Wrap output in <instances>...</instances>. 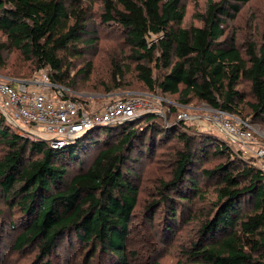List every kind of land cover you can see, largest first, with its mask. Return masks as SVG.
Wrapping results in <instances>:
<instances>
[{
  "label": "trees",
  "instance_id": "16d2710c",
  "mask_svg": "<svg viewBox=\"0 0 264 264\" xmlns=\"http://www.w3.org/2000/svg\"><path fill=\"white\" fill-rule=\"evenodd\" d=\"M250 1L207 0L198 17L201 26L190 28L183 27L182 0H101L100 18L121 31L148 91L175 95L182 103L194 98L235 115L244 103L237 89L243 80L252 97L247 106L253 121L264 122V43L240 47L234 35L222 39L230 10L238 13ZM89 19L83 0H0L5 39L0 52L14 49L35 71L46 69L52 83L71 87L65 60L94 45ZM4 124L0 112V138L7 147L0 158V194L23 221L15 249L36 244L48 257L64 240L76 239L92 248L90 257L98 250L108 264H131L126 241L139 194L133 155L150 158L153 149L170 146V178L160 181L161 199L145 212L152 220L160 209L172 223L177 211L185 218L183 208L188 209L196 229L174 264H264V175L212 137L198 139L183 123L166 125L148 113L88 130L54 149L48 141L10 135ZM29 153L35 157L28 158ZM210 155H222L224 161L202 168ZM69 168L77 171L68 176Z\"/></svg>",
  "mask_w": 264,
  "mask_h": 264
},
{
  "label": "rangeland",
  "instance_id": "374dc122",
  "mask_svg": "<svg viewBox=\"0 0 264 264\" xmlns=\"http://www.w3.org/2000/svg\"><path fill=\"white\" fill-rule=\"evenodd\" d=\"M206 3L207 0H182L185 10L184 28L201 26L198 17L204 13ZM83 4L89 9V33L92 34L89 38L94 41V45L81 57H69L65 60L70 65L68 77L74 81L71 87L65 86L69 97L76 98L86 111L92 112L121 97L133 94L145 96L157 111L152 114L158 117L160 122L166 125L183 123L187 134H193L198 139L212 137L215 142L228 147L233 156L245 163L252 162V158L242 151L237 142L228 140L216 130L214 119L218 116V111L194 98L182 103L175 95L164 94L158 90L148 91L137 77L135 63L130 58L129 49L123 43L121 31L112 23L102 22L101 0H83ZM230 15L232 19H227L223 24L222 39L234 35L238 46L252 43L260 48L264 43V0H251L241 5L238 13L230 10ZM4 41L0 33V43ZM154 42L155 37L151 36L149 43ZM243 50L245 49L243 48L242 52ZM0 58V82L10 83L14 88L18 81L33 82L40 79L43 73L48 74L46 69L35 71L33 64L14 49L3 50L0 52ZM150 67L154 77H157L154 64ZM80 69H89V75L86 77L77 74ZM237 89L244 94V103L239 108L240 113L229 115V118L242 126L247 124L253 131L254 140L264 145V122H254L247 106L248 102H252L248 83L242 80ZM140 125L139 130L143 127ZM3 128L7 129L8 134H16L29 142L49 140L33 125L6 122ZM172 143L174 140L167 145ZM169 147L153 149L150 158L133 155V158L138 159L133 172L137 177L139 194L126 241V250L131 254L129 257L131 264H149L152 261L174 264L180 259L182 248L193 237L196 229V224L187 218L188 209L183 208L182 215L185 218L177 211V219L172 223L167 221L160 209L153 212L152 220H148L145 212L150 203L161 199L160 181L170 178L172 164L168 162V155L171 153ZM6 152L7 147L0 138V158ZM34 157L32 153L28 154V158ZM223 161L222 155H210L201 167L211 168ZM76 171L77 168L67 169L68 176ZM18 217L15 208H10L0 194V264H108L105 254L96 250L94 256L90 257L92 248L80 244L76 239L71 242L64 240L48 257L40 255L36 244L21 250L15 249L14 243L21 233L23 224ZM168 227L170 228L167 229Z\"/></svg>",
  "mask_w": 264,
  "mask_h": 264
},
{
  "label": "built area",
  "instance_id": "2783aa9c",
  "mask_svg": "<svg viewBox=\"0 0 264 264\" xmlns=\"http://www.w3.org/2000/svg\"><path fill=\"white\" fill-rule=\"evenodd\" d=\"M66 94L65 87L52 83L46 73L33 82L18 81L16 88L0 82V112L9 124L38 127L54 149L68 145V140L97 125L102 127L157 112L149 100L139 94L118 98L92 112ZM229 115L218 111L214 119L216 130L228 140L237 142L264 175V145L254 140L247 124L235 123Z\"/></svg>",
  "mask_w": 264,
  "mask_h": 264
},
{
  "label": "water",
  "instance_id": "95a60500",
  "mask_svg": "<svg viewBox=\"0 0 264 264\" xmlns=\"http://www.w3.org/2000/svg\"><path fill=\"white\" fill-rule=\"evenodd\" d=\"M95 127H96V128H99L98 125L95 126ZM86 131H88V130H85L82 134H79V135L76 136L74 139H70V140H68L67 142H68V143H72L74 140L78 139L81 135H83Z\"/></svg>",
  "mask_w": 264,
  "mask_h": 264
}]
</instances>
